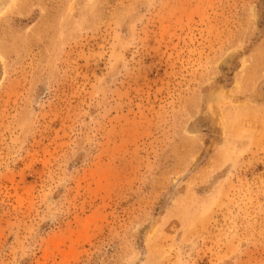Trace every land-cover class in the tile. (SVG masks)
I'll use <instances>...</instances> for the list:
<instances>
[{
	"label": "rangeland",
	"instance_id": "obj_1",
	"mask_svg": "<svg viewBox=\"0 0 264 264\" xmlns=\"http://www.w3.org/2000/svg\"><path fill=\"white\" fill-rule=\"evenodd\" d=\"M0 264H264V0H0Z\"/></svg>",
	"mask_w": 264,
	"mask_h": 264
}]
</instances>
